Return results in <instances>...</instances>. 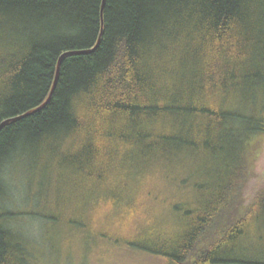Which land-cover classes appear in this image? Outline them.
<instances>
[{
    "label": "trees",
    "instance_id": "1",
    "mask_svg": "<svg viewBox=\"0 0 264 264\" xmlns=\"http://www.w3.org/2000/svg\"><path fill=\"white\" fill-rule=\"evenodd\" d=\"M102 5L0 0V124L103 32L0 130V264L7 169L115 264H264V0Z\"/></svg>",
    "mask_w": 264,
    "mask_h": 264
},
{
    "label": "rangeland",
    "instance_id": "2",
    "mask_svg": "<svg viewBox=\"0 0 264 264\" xmlns=\"http://www.w3.org/2000/svg\"><path fill=\"white\" fill-rule=\"evenodd\" d=\"M258 169L264 170V148ZM12 175L7 169L5 177L9 195L2 206L15 211L16 215L14 214L10 222L26 239L31 264H115L112 257L106 256L110 255L108 253L112 247H85L78 240L73 242L64 238L62 233H68L69 229L53 224L49 216L50 202L40 198L38 193H34L36 190L27 183L18 185L19 182H15ZM78 239L80 240V236ZM100 241L107 245L111 242L105 237ZM132 263L129 253L128 257H122L119 261V264Z\"/></svg>",
    "mask_w": 264,
    "mask_h": 264
},
{
    "label": "water",
    "instance_id": "3",
    "mask_svg": "<svg viewBox=\"0 0 264 264\" xmlns=\"http://www.w3.org/2000/svg\"><path fill=\"white\" fill-rule=\"evenodd\" d=\"M105 2H106V0H103V5H102V15H103L104 7H105ZM102 33H103V32H102ZM102 33H100L98 43H97V45H96L95 47H93V48H89V49H83V50H71V51H66V52L62 53V55L60 56L59 62H58L56 78H55V82H54V85H53V88H52V91H51V93H50L49 98L51 97V95H52V93H53V91H54V89H55V87H56V84H57V81H58V78H59V74H60V70H61L62 61H63V58L65 57V55H67V54H69V53H80V52L92 51L93 49H95V48L98 46V44H99V42H100V40H101V37H102ZM49 98L47 99V101L49 100ZM47 101H46L43 105H41L40 107H38V108H36V109H34V110H32V111H29V112H27V113H25V114H23V115H18V116H14V117H9V118L3 120V121L1 122V124H0V130H1V128L3 127L4 124H6V123H8V122H10V121L17 120V119H19L20 117H22V116H24V115H27V114H29V113H31V112H33V111H35V110H37V109L43 107V106L47 103Z\"/></svg>",
    "mask_w": 264,
    "mask_h": 264
}]
</instances>
